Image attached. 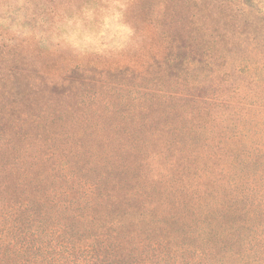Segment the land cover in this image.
<instances>
[{
  "label": "rangeland",
  "instance_id": "rangeland-1",
  "mask_svg": "<svg viewBox=\"0 0 264 264\" xmlns=\"http://www.w3.org/2000/svg\"><path fill=\"white\" fill-rule=\"evenodd\" d=\"M228 1L255 22L247 32L222 26L219 0H0L2 177L13 163L37 168L25 181L37 195L47 185L36 181L40 168L61 164L80 143L101 157L145 151L152 177L169 161L184 163L183 178L200 175L202 188L205 164L227 171L216 174L222 181L250 176L256 167L242 162L264 154V0ZM209 95L237 105L198 104ZM218 141L225 149L215 159ZM4 182L0 214L19 188ZM247 184L237 189L259 183Z\"/></svg>",
  "mask_w": 264,
  "mask_h": 264
},
{
  "label": "trees",
  "instance_id": "trees-1",
  "mask_svg": "<svg viewBox=\"0 0 264 264\" xmlns=\"http://www.w3.org/2000/svg\"><path fill=\"white\" fill-rule=\"evenodd\" d=\"M222 3L224 10L216 13L222 26L247 32L255 25L228 0ZM227 35L220 34L223 42ZM175 48L186 51L182 41ZM203 102L224 104L228 111L237 105L211 95L198 104ZM162 142L171 152L172 141ZM82 146L63 153L61 164L40 168L36 181L47 185L37 195L31 181L25 182L37 168L13 163L3 177L0 173V194L6 191L5 178L13 181L14 192L19 186L8 214H0V264H264V163L257 170L262 152L242 162L256 167L245 179L222 181L216 174L227 171L203 165L208 183L202 188L200 175L183 178L184 163L169 161L152 177L145 151L111 148L101 157ZM216 147L218 159L225 148L219 141ZM177 153L173 157L179 161ZM89 157L99 162H84ZM14 172L19 178H11ZM243 181L259 184L241 193L237 186ZM255 247L262 249L258 257Z\"/></svg>",
  "mask_w": 264,
  "mask_h": 264
}]
</instances>
